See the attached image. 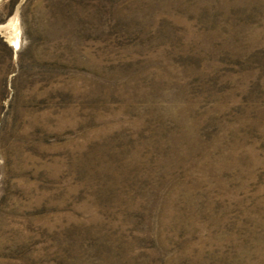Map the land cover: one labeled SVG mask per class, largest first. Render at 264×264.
<instances>
[{
	"label": "rangeland",
	"instance_id": "obj_1",
	"mask_svg": "<svg viewBox=\"0 0 264 264\" xmlns=\"http://www.w3.org/2000/svg\"><path fill=\"white\" fill-rule=\"evenodd\" d=\"M0 264H264V0H0Z\"/></svg>",
	"mask_w": 264,
	"mask_h": 264
},
{
	"label": "bare ground",
	"instance_id": "obj_2",
	"mask_svg": "<svg viewBox=\"0 0 264 264\" xmlns=\"http://www.w3.org/2000/svg\"><path fill=\"white\" fill-rule=\"evenodd\" d=\"M15 35V34H14ZM18 36V35H17ZM15 37V39H14V42L16 43V45H18V37Z\"/></svg>",
	"mask_w": 264,
	"mask_h": 264
}]
</instances>
